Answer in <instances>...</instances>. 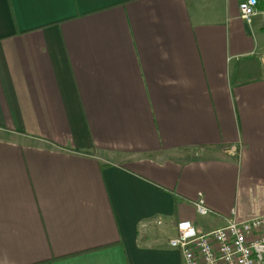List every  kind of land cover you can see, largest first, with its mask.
<instances>
[{
  "label": "crops",
  "instance_id": "crops-1",
  "mask_svg": "<svg viewBox=\"0 0 264 264\" xmlns=\"http://www.w3.org/2000/svg\"><path fill=\"white\" fill-rule=\"evenodd\" d=\"M240 1L0 0V264H182L178 223L264 215Z\"/></svg>",
  "mask_w": 264,
  "mask_h": 264
},
{
  "label": "built area",
  "instance_id": "built-area-1",
  "mask_svg": "<svg viewBox=\"0 0 264 264\" xmlns=\"http://www.w3.org/2000/svg\"><path fill=\"white\" fill-rule=\"evenodd\" d=\"M256 6L257 0H241L240 18L249 23ZM196 207L200 216L208 214L202 201ZM168 247L179 252L182 264H264V215L240 222L228 220L206 233L191 222H180Z\"/></svg>",
  "mask_w": 264,
  "mask_h": 264
},
{
  "label": "trees",
  "instance_id": "trees-1",
  "mask_svg": "<svg viewBox=\"0 0 264 264\" xmlns=\"http://www.w3.org/2000/svg\"><path fill=\"white\" fill-rule=\"evenodd\" d=\"M256 9L264 12V0H257Z\"/></svg>",
  "mask_w": 264,
  "mask_h": 264
}]
</instances>
